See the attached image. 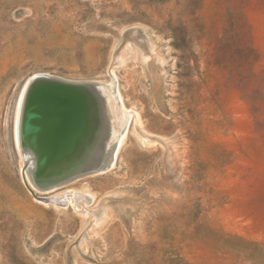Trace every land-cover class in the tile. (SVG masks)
I'll list each match as a JSON object with an SVG mask.
<instances>
[{
	"label": "rangeland",
	"instance_id": "374dc122",
	"mask_svg": "<svg viewBox=\"0 0 264 264\" xmlns=\"http://www.w3.org/2000/svg\"><path fill=\"white\" fill-rule=\"evenodd\" d=\"M34 75L100 88L105 172L37 188ZM0 264H264V0H0Z\"/></svg>",
	"mask_w": 264,
	"mask_h": 264
},
{
	"label": "bare ground",
	"instance_id": "6f19581e",
	"mask_svg": "<svg viewBox=\"0 0 264 264\" xmlns=\"http://www.w3.org/2000/svg\"><path fill=\"white\" fill-rule=\"evenodd\" d=\"M28 85L33 86L37 90V95L34 88L35 94H31L38 97L39 103L38 105L35 104V110L32 111L30 109L32 112L30 111L28 117L24 115V118H28L30 127L40 126L42 130H38L39 132L36 131L35 133L38 135V141L35 139V143H28L30 138L29 130L26 131L22 128L20 133V126L23 127L25 124L21 125V118L17 111L15 135L17 137L20 136L21 140L25 143L24 149L19 153L20 157L22 159L27 157L25 161L29 158L30 169L38 171L33 177L37 188L42 190L43 193L45 191L50 192L77 177L106 170L111 165L123 132H118L111 137L108 136L107 132L110 131L108 125L111 126V119L108 120L107 114L104 112L100 88L80 82L57 79L48 75H34L30 77L24 86L23 92L27 91ZM22 97L24 98L25 96ZM33 99L36 101L35 97ZM20 100L19 102L22 101ZM30 100L32 99L30 98ZM53 104L55 105L53 111L46 112L41 108L42 105L52 106ZM18 105L17 109L19 108ZM110 106L114 109L123 110L121 106H115V101L110 102ZM26 110L29 112L28 109ZM118 119L125 126L127 122L126 117L122 118L119 116ZM115 142H117L116 145H114ZM17 143L19 142L17 141ZM61 159H65L66 161L64 164L59 165L57 162ZM23 171L25 170L23 169ZM27 175L24 176L27 177ZM33 178L32 176L26 178L28 179L26 181L30 182L28 184H32ZM32 189L34 190V188ZM35 192L37 191L35 190ZM39 199L44 200V198ZM53 199L55 201L51 205L56 202L54 197ZM63 200L61 202H64ZM60 204L59 202L56 205Z\"/></svg>",
	"mask_w": 264,
	"mask_h": 264
}]
</instances>
